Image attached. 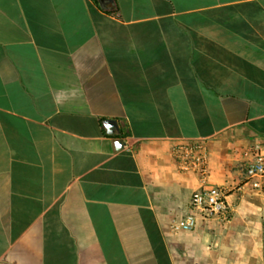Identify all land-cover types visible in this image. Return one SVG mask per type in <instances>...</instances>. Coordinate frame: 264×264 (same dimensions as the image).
Segmentation results:
<instances>
[{
    "label": "crops",
    "instance_id": "0c3cea01",
    "mask_svg": "<svg viewBox=\"0 0 264 264\" xmlns=\"http://www.w3.org/2000/svg\"><path fill=\"white\" fill-rule=\"evenodd\" d=\"M113 1L0 0V264H264V0ZM195 141L234 214L176 233Z\"/></svg>",
    "mask_w": 264,
    "mask_h": 264
},
{
    "label": "built area",
    "instance_id": "2783aa9c",
    "mask_svg": "<svg viewBox=\"0 0 264 264\" xmlns=\"http://www.w3.org/2000/svg\"><path fill=\"white\" fill-rule=\"evenodd\" d=\"M173 154L178 168L183 172L195 174L201 183L190 200L189 213L174 222L172 230L176 233L195 231L201 220L218 217L229 221L234 214L227 201V193L223 187H212L208 184L209 151L204 142H190L177 145ZM244 173L254 189L264 195V156L259 155L254 162L244 166Z\"/></svg>",
    "mask_w": 264,
    "mask_h": 264
},
{
    "label": "water",
    "instance_id": "95a60500",
    "mask_svg": "<svg viewBox=\"0 0 264 264\" xmlns=\"http://www.w3.org/2000/svg\"><path fill=\"white\" fill-rule=\"evenodd\" d=\"M99 3H100L101 8L107 10L111 8L109 5L114 4V1L113 0H99ZM104 125L108 131V134L110 135H115L116 133L120 132V128L116 120H106L104 122ZM115 145H116L117 150H120L124 147L122 140H117Z\"/></svg>",
    "mask_w": 264,
    "mask_h": 264
},
{
    "label": "rangeland",
    "instance_id": "374dc122",
    "mask_svg": "<svg viewBox=\"0 0 264 264\" xmlns=\"http://www.w3.org/2000/svg\"><path fill=\"white\" fill-rule=\"evenodd\" d=\"M263 251H264V242H263Z\"/></svg>",
    "mask_w": 264,
    "mask_h": 264
}]
</instances>
